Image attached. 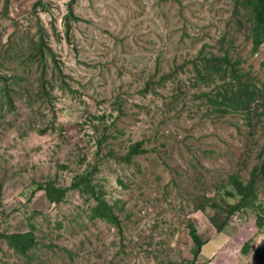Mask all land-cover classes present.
<instances>
[{
  "label": "rangeland",
  "instance_id": "374dc122",
  "mask_svg": "<svg viewBox=\"0 0 264 264\" xmlns=\"http://www.w3.org/2000/svg\"><path fill=\"white\" fill-rule=\"evenodd\" d=\"M36 1L0 0V76L9 77L0 79V233L34 231L37 241L25 257L0 239V264H177L193 259L190 225L208 241L197 264H264L263 179L259 201L224 232L212 222L226 218L223 197L238 201L216 182L233 173L248 181L264 156V94L256 122L210 111L189 71L228 34L264 92V45L253 53L245 11L233 0H45L46 9ZM39 27L63 72L48 58L52 103L39 97L38 61L28 63ZM135 142L147 152L120 159ZM85 171L120 200L119 227L90 219L76 189L55 203L38 188L71 187ZM205 194L220 206L197 209Z\"/></svg>",
  "mask_w": 264,
  "mask_h": 264
},
{
  "label": "trees",
  "instance_id": "16d2710c",
  "mask_svg": "<svg viewBox=\"0 0 264 264\" xmlns=\"http://www.w3.org/2000/svg\"><path fill=\"white\" fill-rule=\"evenodd\" d=\"M233 1L236 6V11L239 13V9L242 8L245 11L244 14L248 22H250L249 39L253 45L252 51L256 53L261 46L264 45V0ZM34 7L46 9L47 3L45 0H37ZM7 10L8 4L6 5V11ZM73 17V8L70 6L67 19L70 20ZM238 21L241 22V20ZM15 29V34L17 35L20 32V28L15 26ZM69 32L70 22L67 21V37L69 36ZM38 37L37 40L34 38L32 39L33 46L28 63L35 64V62L38 61L41 81L39 97L43 99L44 102L48 101L52 103L50 100V91H48L49 88L52 89V86H48L50 83L47 81V69L49 67L48 58H50L52 62L54 73L62 78L63 72L55 53L46 43L44 31L40 27ZM219 43V52H213L210 55L203 53L199 60L194 63L192 70H189L194 75L193 78H190V84H192L193 87L196 86L200 88L201 92V94H199L200 92L197 93L195 98L202 100V105L205 104L204 106L206 109L208 108L210 111L214 110L215 112L226 114L243 112L246 114L245 117L247 120L254 119L256 122L258 119H261L262 113L259 112V101L262 100L264 92L257 84V78L244 68L243 58L237 55L238 48L235 47V42L232 38H229V35L225 34L222 36ZM0 79L7 81L9 77L0 76ZM148 85L151 84L149 83L147 86ZM64 86L68 85L64 83ZM204 87L209 90L204 91ZM3 89L5 92V101L9 106H12L14 100L13 96L9 93L10 86H8V83L4 84ZM66 89L71 90L70 87H66ZM180 89H182V87L179 85L177 87V94L173 93L172 105L177 104L181 100L180 94L182 90ZM261 106H264L263 101L260 107ZM141 144V142H135L129 145L125 155L119 158L126 162H131L136 155L147 152V150L141 147ZM94 168H96V166ZM258 179H263L262 181H264V156H262L261 160L253 167L251 178L248 181H245L240 174L233 173L229 175L228 179L224 182H216L215 185L219 186V188L216 187L218 188L217 192L219 194H222V192L219 191L220 188L230 185L233 187L234 191H228V195L230 197H238L237 202H230L227 198L223 197V202L226 204V208H224L226 218L221 224H219L215 218L212 221L217 226L219 232H224L229 221L238 211L252 208L255 201H259L258 187L256 185ZM94 180V171H85L75 176L71 187L58 186L55 180H51L43 183L40 182L38 188L39 190H45L49 199L55 203L63 201L71 188L76 189L82 196H85L88 207L90 208V219L105 220L119 227L120 220L117 211H122L123 209L120 206V200H116V202L109 200L107 197L108 193L103 185ZM215 200L214 196L205 194L197 209L205 211L208 204H212V206L218 208L220 203ZM261 207L259 202V207H257L258 209L256 208V211H261L259 210ZM263 223L264 219L259 215L257 218V226L259 229H262ZM189 229L190 237L193 238L196 244L193 259L189 261L183 260L177 264H197L204 247L208 243V241L204 240L200 235L195 225H190ZM0 239L6 240L10 248L25 257H28L37 246L34 231L13 234L0 233ZM248 245L249 243H246L244 247L246 253L249 249Z\"/></svg>",
  "mask_w": 264,
  "mask_h": 264
}]
</instances>
